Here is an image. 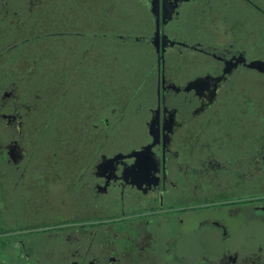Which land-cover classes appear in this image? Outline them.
Instances as JSON below:
<instances>
[{
  "label": "flooded vegetation",
  "instance_id": "1",
  "mask_svg": "<svg viewBox=\"0 0 264 264\" xmlns=\"http://www.w3.org/2000/svg\"><path fill=\"white\" fill-rule=\"evenodd\" d=\"M0 264H264V0H0Z\"/></svg>",
  "mask_w": 264,
  "mask_h": 264
},
{
  "label": "rangeland",
  "instance_id": "2",
  "mask_svg": "<svg viewBox=\"0 0 264 264\" xmlns=\"http://www.w3.org/2000/svg\"><path fill=\"white\" fill-rule=\"evenodd\" d=\"M84 95H86V98H89V97H90V94H87V93H86V94H84Z\"/></svg>",
  "mask_w": 264,
  "mask_h": 264
}]
</instances>
